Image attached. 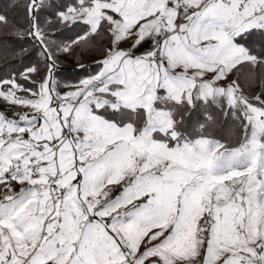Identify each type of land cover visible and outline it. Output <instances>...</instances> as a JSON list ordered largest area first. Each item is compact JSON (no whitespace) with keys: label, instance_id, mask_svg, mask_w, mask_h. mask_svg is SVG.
I'll use <instances>...</instances> for the list:
<instances>
[{"label":"snow or ice","instance_id":"1","mask_svg":"<svg viewBox=\"0 0 264 264\" xmlns=\"http://www.w3.org/2000/svg\"><path fill=\"white\" fill-rule=\"evenodd\" d=\"M0 264H264V0H0Z\"/></svg>","mask_w":264,"mask_h":264},{"label":"rangeland","instance_id":"2","mask_svg":"<svg viewBox=\"0 0 264 264\" xmlns=\"http://www.w3.org/2000/svg\"><path fill=\"white\" fill-rule=\"evenodd\" d=\"M66 67H72L71 63L67 64Z\"/></svg>","mask_w":264,"mask_h":264}]
</instances>
